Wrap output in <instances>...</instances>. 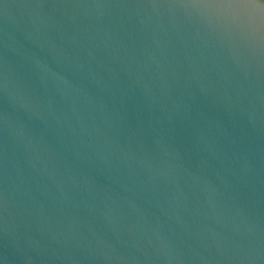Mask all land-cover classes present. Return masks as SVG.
Segmentation results:
<instances>
[{
    "label": "water",
    "instance_id": "1",
    "mask_svg": "<svg viewBox=\"0 0 264 264\" xmlns=\"http://www.w3.org/2000/svg\"><path fill=\"white\" fill-rule=\"evenodd\" d=\"M0 264H264V1L0 0Z\"/></svg>",
    "mask_w": 264,
    "mask_h": 264
},
{
    "label": "trees",
    "instance_id": "2",
    "mask_svg": "<svg viewBox=\"0 0 264 264\" xmlns=\"http://www.w3.org/2000/svg\"><path fill=\"white\" fill-rule=\"evenodd\" d=\"M264 1V0H263Z\"/></svg>",
    "mask_w": 264,
    "mask_h": 264
}]
</instances>
